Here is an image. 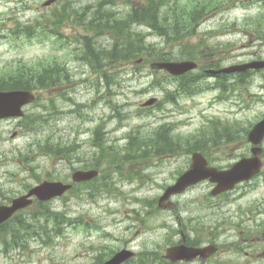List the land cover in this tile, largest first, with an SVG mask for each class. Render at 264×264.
Returning a JSON list of instances; mask_svg holds the SVG:
<instances>
[{
    "label": "rangeland",
    "instance_id": "374dc122",
    "mask_svg": "<svg viewBox=\"0 0 264 264\" xmlns=\"http://www.w3.org/2000/svg\"><path fill=\"white\" fill-rule=\"evenodd\" d=\"M45 1L0 0V71L16 68L23 62L53 57L63 60L71 71L69 83H63L55 90L37 91L38 100L25 107L24 117H41L44 120L37 128L29 132L25 128V118L0 119V198L19 196L28 187L46 179H71L73 168L82 166L79 163L80 157L88 162L94 156H100L96 153L91 138L95 128L101 123L106 128L108 140L119 144L124 152L127 142L125 134L138 126L142 130H149L167 121L173 123L179 133L198 135L216 124L215 122H219L221 127L236 122L246 124L245 120L250 115L242 110L238 89H241L240 86L227 90L207 88L194 97H182L178 104L167 103L163 108L153 109L148 114L140 112L141 104L149 97L163 98L165 91L160 87H151V83L154 80L164 82L165 72H155L150 62L135 61L113 62L100 69L92 68L75 55L73 49L77 47L76 54L81 53L84 36L87 35L94 36L103 48L110 47L113 41L110 34L101 35L97 39V35L86 29V21L91 12L97 10L101 0H58L51 6L44 7ZM110 1L106 0L104 9L117 10L118 13L128 10L134 3L138 4L137 0H115V4H110ZM69 11L74 14V19H65L57 27L52 24L54 21L58 23L60 19L55 16L57 13L63 15ZM79 11L82 13L81 17ZM259 13L264 14V3H238L226 12L212 15L199 27V35L191 36L189 42L185 43L199 45L208 54L210 47L227 45L225 51L216 53L224 65L252 58L259 52L264 55V41L255 35V26L246 21L247 17ZM80 19L82 25L78 23ZM20 24L25 27L33 26L34 36L13 34L11 30ZM221 24H225L227 30L214 37L212 29L218 28L217 31H221ZM171 25L179 28L180 37L193 32L188 28V23H182V19L171 21ZM43 27L45 32L41 33ZM137 29L147 35L149 42L171 52L173 58L182 55L178 48L170 50L162 36L149 34L145 25H140ZM208 60L207 58L205 62ZM104 71L107 72L106 78ZM245 96L246 100L252 101L248 93ZM112 103L120 106L119 116L129 112L128 118L122 123L119 117L110 118L114 114ZM46 136L59 139L63 146L74 143L76 154L73 153V160H61L63 157L41 154L44 151H38L37 142ZM31 143L33 146L29 147ZM159 159L162 161L161 168L157 166L144 170L141 160L131 162L116 152L110 165L104 167L105 171L104 168L101 169V181L107 183L101 194L95 198H89L85 192L80 196L70 194L52 204L53 209L65 213L66 220L61 235L44 240L36 239L29 242V245L17 248H5L0 243V264H85L100 252L99 256L110 250H119L133 236L135 241L131 245L136 250L143 248L142 242L146 248L154 251H159L166 244H173L177 241L175 234L179 232L175 216L158 212L153 206L148 217L145 203L153 204L154 199L162 193V186L172 184L178 174L187 168L189 160L186 157ZM144 172L147 184L135 190L140 180L138 178L131 181L130 173L141 175ZM198 193L204 192L192 190L174 199L180 202L183 211H179L185 222L188 217L196 214L194 199ZM133 199H136V204ZM36 205L43 208L49 204ZM37 206H33L31 210H37ZM134 209L139 212H134ZM222 209H229L232 215H238V210H243L235 205L230 208L223 205ZM71 218L74 219L72 222L69 220ZM163 221H166L167 226L176 227L174 229L177 232L164 228ZM190 228L191 225L187 224V229ZM138 229H144L145 232H139L136 236L134 233ZM220 239L216 237L218 242Z\"/></svg>",
    "mask_w": 264,
    "mask_h": 264
},
{
    "label": "trees",
    "instance_id": "16d2710c",
    "mask_svg": "<svg viewBox=\"0 0 264 264\" xmlns=\"http://www.w3.org/2000/svg\"><path fill=\"white\" fill-rule=\"evenodd\" d=\"M105 2L106 0H101L98 9L91 12L90 18L86 21V29L94 32L97 39L105 33H110L113 37L112 45L103 48L102 45L97 44L94 36L87 35L84 36L86 41L83 42L82 52L76 54L92 68L97 69L109 63L135 61L141 57H144L145 61L170 60L172 58L170 53L156 44L147 42L145 33L134 26L144 24L151 27L167 42H182L185 37H180L179 28H174L171 21L177 22V19H182V23H188V28L194 31L207 15L222 5V0H137L138 4L131 5V9L118 13L114 10L103 11ZM109 3L115 4V0ZM69 15L71 13L63 16ZM78 23L82 24L81 19ZM174 26H176L175 23ZM24 31L32 33L34 29L28 27ZM69 78L70 70L60 58L40 59L30 63L23 62L16 68L0 71V89H55L64 81H69ZM172 80L176 82L175 88L167 90L163 102H176L181 94L192 95L197 91L196 84L199 77L194 73L182 78H172ZM40 123H44L41 117L28 118L25 128L35 129V126ZM128 138L129 149L132 151L167 152L171 147L180 146L179 141L184 151H190L193 145L190 137L182 135L178 137L177 134H173L172 128L167 123L152 129L151 132L131 131ZM100 144L105 151L107 149L105 143L100 142ZM37 145L38 150L45 152L55 153L63 149L59 139L52 136H46L38 141ZM64 223V217L61 214L52 212L48 206L40 207L39 210L32 211L26 216L22 213L18 214L0 225V243L5 247H19L29 245L30 240L36 237L42 240L56 237L63 233Z\"/></svg>",
    "mask_w": 264,
    "mask_h": 264
},
{
    "label": "flooded vegetation",
    "instance_id": "af4514ba",
    "mask_svg": "<svg viewBox=\"0 0 264 264\" xmlns=\"http://www.w3.org/2000/svg\"><path fill=\"white\" fill-rule=\"evenodd\" d=\"M252 58L264 59V55L259 52ZM239 76H241L242 89H247L249 85L258 83V81L262 84L259 86L258 83L255 89H260V87L264 89V69L259 71L249 70L239 74ZM263 117L264 115L260 119ZM236 139L239 140L236 141ZM227 142L226 147L229 149L230 154H235L239 158H247L253 155V145L248 143L247 135L239 138L229 137ZM233 142H236V144H233ZM262 159L264 163V149ZM231 193L235 195L236 200H243V203L248 202L251 206H255L257 210L264 207V172L261 171L259 175L253 177L250 181L236 185L232 192L220 194L207 202L216 206L218 204L216 200L225 199L227 201ZM199 200L201 201V198ZM235 218L237 219L232 220L228 215L203 213L200 217H197L193 229L181 230L178 243L184 242L186 245H192L202 251V254L196 255L192 260L182 259L176 263H169L165 257L166 248L159 251V253L156 252L155 256L152 255L150 248L144 246L136 250L131 245L135 241L133 236L129 238V243L122 248L134 249L135 251L133 250L134 253L131 258L122 264H264V214ZM140 227L142 228V226ZM139 232L142 234L145 230L138 229L134 234L137 236ZM220 235L221 237H219ZM216 237L221 238L219 242ZM213 245L214 248L210 249ZM100 253L93 257L91 262L85 264H102V262H98V260L104 258L103 255L99 256Z\"/></svg>",
    "mask_w": 264,
    "mask_h": 264
},
{
    "label": "water",
    "instance_id": "95a60500",
    "mask_svg": "<svg viewBox=\"0 0 264 264\" xmlns=\"http://www.w3.org/2000/svg\"><path fill=\"white\" fill-rule=\"evenodd\" d=\"M54 0H49L46 4L49 5ZM155 67L160 69H167L169 72L175 75L183 74L186 71L194 69L196 67V63L192 61H182V62H158L154 64ZM264 61L252 62L245 65L232 66L230 68H225L223 71L233 72L237 70H244L250 67H263ZM35 99V96L30 91L24 90H13V91H0V118L8 117V116H23L24 112L22 107ZM156 102V98H152L148 100L145 105H152ZM264 136V121L258 123L252 132L250 133V138L254 141H258L262 139ZM195 163L192 168L182 175L176 184L169 187L166 193L160 199V205L162 207H171L172 204H163L172 194L182 192L187 186L190 184L196 183L200 179L204 178L205 175L202 173L201 163L199 155H195L194 157ZM243 162L241 165H243ZM215 177L222 183V187L219 191L226 189V174L225 173H217L213 171ZM229 173H239L241 174V170L238 168L237 170H233ZM96 171H77L74 173L75 181H82L91 179L96 176ZM230 183V182H229ZM71 186L66 185L62 182H49L45 181L40 185L33 187L27 194L22 195L13 199L12 203L9 205H1L0 204V224L9 219L14 213H16L19 209L27 207L30 205L33 200L31 197L33 195L37 196L41 200L51 199L54 196L62 195L67 189ZM218 191V192H219ZM194 249L192 247H187L184 245L175 246L169 249L168 256L176 261L179 257L188 256L194 253ZM131 253L129 251L123 250L117 253L112 259L107 261L105 264H120L123 260L127 259Z\"/></svg>",
    "mask_w": 264,
    "mask_h": 264
},
{
    "label": "bare ground",
    "instance_id": "6f19581e",
    "mask_svg": "<svg viewBox=\"0 0 264 264\" xmlns=\"http://www.w3.org/2000/svg\"><path fill=\"white\" fill-rule=\"evenodd\" d=\"M261 61H264V59H262ZM263 68H264V66H263ZM246 143H247V142H246ZM248 143H250V142H248ZM248 143H247V144H248ZM244 144H245V143H244ZM262 147H263V146H262ZM59 181L62 182V183H65V181L62 180V179H59ZM213 248H214V245H213V247H211L210 249H213ZM195 253H196L197 255H198V254H202V251H198V252L195 251Z\"/></svg>",
    "mask_w": 264,
    "mask_h": 264
}]
</instances>
